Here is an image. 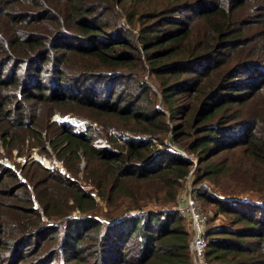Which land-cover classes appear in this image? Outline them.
I'll use <instances>...</instances> for the list:
<instances>
[{
    "label": "trees",
    "instance_id": "obj_1",
    "mask_svg": "<svg viewBox=\"0 0 264 264\" xmlns=\"http://www.w3.org/2000/svg\"><path fill=\"white\" fill-rule=\"evenodd\" d=\"M254 5L0 0V147L22 155L31 135L72 175L83 159L91 186L36 161L20 178L0 162V264H192L178 195L191 171L198 185L233 170L236 152L261 204L228 206L199 190L197 200L214 202L229 221L206 228L205 256L264 264V76L239 88L245 69L264 71V19H254L264 7ZM56 114L85 129L51 121ZM102 137L107 147L92 145ZM218 155L226 166L200 167ZM151 198L152 207L142 206ZM118 199L138 214L97 215L100 202Z\"/></svg>",
    "mask_w": 264,
    "mask_h": 264
},
{
    "label": "rangeland",
    "instance_id": "obj_2",
    "mask_svg": "<svg viewBox=\"0 0 264 264\" xmlns=\"http://www.w3.org/2000/svg\"><path fill=\"white\" fill-rule=\"evenodd\" d=\"M215 1L217 4L222 3V0H215ZM252 1H253V4L256 3V5H254L255 9L257 7H261V6L264 7V0H252ZM252 1L251 0H243L245 8H251V10H252V5H253ZM251 15H253V14H251ZM254 17H255L254 19H256L258 23H260V21H262L264 19V10H261L260 12L255 10L254 11ZM256 20H255V22H256ZM251 25H252V27L258 26L255 24H251ZM259 26L263 27V25H259ZM222 53H223V50L221 51V54ZM243 74H244V76L241 77L243 79V82L239 85V88H244V87L251 88L252 86L258 85L259 83H261L263 81L262 80L258 83L257 77L264 76V71L245 69L243 71ZM46 76H47V74L44 73L43 78L46 79L47 78ZM145 79L147 80L148 78L145 77ZM71 81L72 80L67 79L65 85H67L68 83H71ZM43 82L45 83V81H43ZM150 83L153 85V86L151 85L152 87L151 86L150 87L154 90V93H156V96H159L157 85L153 81H150ZM65 92L69 93L71 91L67 88V89H65ZM72 94L78 95L77 91H73ZM240 94H243V91H240ZM157 99H158L157 108L160 109L161 105H160L159 97ZM71 117L72 116H70V115L69 116H59V114L58 115L56 114L55 116H53L51 118V121H56L59 123H66V126L74 127L76 130H78V129L84 130L85 129V127H83L81 123L76 122L75 120L71 119ZM172 122H176V120L172 119ZM237 128H239V127H237ZM98 129H99V127H98ZM111 133H115L118 135L122 134V133H116L114 131H112ZM123 137L125 139H133V140L138 139L136 136H133V135L128 134V133H123ZM25 138H26V141L24 144L25 145L24 153L22 155H18V149L17 148H12L10 150V154H8V153H6L4 148L0 147V162L2 164H4L5 166L17 171V173L19 174L18 176L21 178V173H19L20 168L24 164L27 165L28 163H30L32 161H36L46 168H49V169L55 168V169L60 170V172L64 173L65 176H69L71 179L76 180L77 183L80 186H83V188L85 190L91 189V186L89 185V183H86L89 181L85 180V178L87 176H86V171H85V161L83 159H80V161L78 163V171L73 173L75 175H72V174H70V172L66 171L62 160H59L55 156V154L51 151V149L48 145H47V149L49 150L50 156H47L46 154L42 153V151L38 147L35 146V144H36L35 139H32L31 135H28ZM230 142H231V140H227V141H223L220 144H228ZM106 144H108V143H106V140L103 137L100 140L97 139V140H94L92 142V145L95 147H101V146L107 147ZM159 148H160V146H159ZM178 152H179V154H184V152H182V151H178ZM220 156L221 155H218L216 157H213L211 160L208 159V161H205L202 163L200 162V167L203 168L204 166H206L207 163L214 161V163L218 164L219 168H223V166H226V164H224V162L219 159ZM237 156H242V155L236 152L231 156L233 159V161L231 160L233 162L232 166L230 165V159L231 158L228 159L230 169H233V170L227 171L224 173V175L218 176L217 179L215 180V182H213L212 184L210 181H209V183L205 182L211 188V190L218 193V194H215V193L210 192V194L208 193V196H210L212 194L215 202H221V203L224 202L228 206H229V204H231V206H233L234 204H237V203H246L244 201H248V202L253 203L255 205L261 204L260 203L261 200L258 198H260V196H262V195H260V194H262V190H259L258 188H254L255 185L252 184V180L250 181L247 177L242 175L241 172H246L248 167L245 165L241 166L237 161V159H239V158H237ZM188 158L190 160H194L196 162L195 164H197L198 160H197V158H195V156H194V158L193 157H188ZM195 164H194V167L196 166ZM239 171H241L240 172L241 174L238 173ZM28 187L30 188L29 185H28ZM263 197H264V195H263ZM162 198H163V195L159 199V203H158V201H156L157 204H160V203L163 204ZM197 201L199 202L201 209L209 215L206 228H211V230L215 231L218 228H214V227L220 226L219 228H221L222 227L221 224H228L229 223L228 218L226 217V215L224 213L215 214L217 212V209H216V206L214 205V202L207 201L204 198L199 199ZM152 203L154 204V198L149 199V202L147 204L142 205V206H144L145 208H149V207H152V205H151ZM132 208H133V206H131V203L128 200L118 199L113 204H110V205H107L104 202H100L98 205V209H97L96 213H97V215L108 214L110 216L109 217L110 219H112L115 216L122 215V214L131 215V216L137 215L138 211H131ZM161 208H163V206ZM74 215H76V214H74ZM190 229H191V227H190ZM60 234H63V232H60ZM190 239H191V237H190ZM26 247L27 246H25L24 248L27 249Z\"/></svg>",
    "mask_w": 264,
    "mask_h": 264
},
{
    "label": "built area",
    "instance_id": "obj_3",
    "mask_svg": "<svg viewBox=\"0 0 264 264\" xmlns=\"http://www.w3.org/2000/svg\"><path fill=\"white\" fill-rule=\"evenodd\" d=\"M184 160H190L185 154H180ZM192 172L185 178V186L179 193L176 204L177 209L187 219L191 227V239L189 241V252L192 264H210L206 259L205 252L207 241L205 238L206 225L209 215L205 213L199 202L197 201L196 194L199 190L210 193L211 188L206 184H192ZM195 186V187H194Z\"/></svg>",
    "mask_w": 264,
    "mask_h": 264
}]
</instances>
